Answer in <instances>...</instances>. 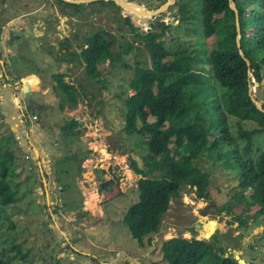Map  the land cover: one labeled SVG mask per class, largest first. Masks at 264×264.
<instances>
[{
	"label": "rangeland",
	"instance_id": "374dc122",
	"mask_svg": "<svg viewBox=\"0 0 264 264\" xmlns=\"http://www.w3.org/2000/svg\"><path fill=\"white\" fill-rule=\"evenodd\" d=\"M25 1L29 3L28 10L41 4L40 0ZM42 1L45 2L44 17L37 13L28 20L17 19L14 25L5 24L2 28L0 33L8 37L0 40L16 54L4 55L7 58H3L4 66L0 64V74L7 72L8 80L14 81L24 76L18 81V88L21 87L19 82L35 88L40 79L25 77L26 74H43V70L49 76L64 73V81L76 86L78 102L70 107L64 101L63 108H60L62 93L56 90L53 75L46 91L48 99H53L44 102L45 107L40 111L47 124L42 127L37 119H32L31 113L18 117V108L14 106L11 95L13 87L7 85L6 77H0V152L8 149L15 154L8 172L15 201L5 207L7 217L2 220L4 225H0V244L5 247L6 259L18 264H167L162 257L163 241L171 237H195L209 241L212 234H217L218 243L214 249L225 246L224 256L231 253L245 262L264 264V241L260 238L263 223L260 217L255 216L258 207L244 211L247 206L240 202L237 170L228 163L226 166L206 157L198 158L195 161L198 171L193 176L195 184L181 187L180 195L170 200L158 230L144 237L142 245L130 235L123 222L125 211L138 199L136 187L137 180L141 178L131 168L128 158L130 154L141 157L142 150L135 146L140 137L127 135L123 130L124 100L133 92L130 81L134 63L138 61L141 66L150 67L149 53L143 40L138 38L147 27L152 28L154 22L164 21L168 24V30L162 37L166 49L177 50L194 45L204 58L206 50L215 47L218 42L223 43L232 31H225L226 37L213 35L204 40L201 22L197 19L181 20L174 5L150 17L144 29L140 30L132 21L126 22L123 15L124 18H118V15L113 18L119 10L112 1L94 0L78 4L76 8L80 13L76 16L72 12L77 4L68 5L60 0ZM161 1L140 0V5L151 9ZM133 2L136 4V1ZM106 4L109 6L106 7ZM193 9L190 13L194 17L199 15V10L196 7ZM139 11H134V14ZM19 13L15 8V11H6L4 16ZM53 13L65 15L69 20L53 21L50 19ZM72 17L75 20L70 19ZM4 21L1 19V24ZM36 23L45 24L46 29L39 30L34 26ZM19 25L23 26V30L16 29ZM118 25L119 30L116 29ZM97 29L111 33V37L120 44L118 47H124L126 41L139 46L138 52L133 50L121 55L120 60L128 64L127 67L119 62L115 67L107 61L100 62V82L85 76L80 58L75 57L74 60L83 65L78 71H71V68L69 71L66 61L59 62L58 58L67 55L65 49H59L60 54L51 49L48 53L42 50L47 43L56 46L66 39L70 45L65 44V48L70 47L77 54L84 39L95 34ZM72 42H77L78 46L74 47ZM47 56L50 70L44 59ZM204 68L202 74L207 75L209 67ZM18 88L16 92L22 96ZM254 89L264 102V66L261 81L254 82ZM33 97L45 99L39 93ZM71 118L80 123L82 132L76 136H68L61 128ZM229 122L232 135L237 137L238 126L234 116L229 117ZM254 126L251 121L242 122L245 129ZM30 141L47 152L43 173L29 148ZM253 141L254 148L264 150V132L255 134ZM238 142L243 143L239 138ZM171 161L172 158L166 159L165 163ZM112 178L115 180L109 185L100 186L103 181ZM241 211L246 222L244 225L233 218ZM9 222L14 225V230L6 228ZM11 239L20 246L22 253H27L24 259L15 256V250L8 248ZM216 263L215 257L201 262Z\"/></svg>",
	"mask_w": 264,
	"mask_h": 264
},
{
	"label": "trees",
	"instance_id": "16d2710c",
	"mask_svg": "<svg viewBox=\"0 0 264 264\" xmlns=\"http://www.w3.org/2000/svg\"><path fill=\"white\" fill-rule=\"evenodd\" d=\"M233 1L238 10L240 47L250 61L249 66L235 43V14L228 0H176L174 4L181 20L201 22L204 40L213 35L226 37L225 31H232L223 43L218 42L206 50L204 58L194 45L166 49L162 37L168 24L164 21L158 25L154 22L150 31L138 38L143 40L149 53L150 67L141 66L138 61L134 63L130 81L133 92L124 100L123 130L127 135L140 137L135 146L142 150L141 166L131 155L128 158L131 168L141 178L137 180L138 199L125 211L123 222L140 245L144 237L158 230L170 200L180 195L181 187L195 184L193 176L198 171L195 161L200 157L223 162L226 166L228 163L237 170L240 202L247 206L244 211L258 207L255 216L262 220L260 238L264 241V150L253 147L254 135L264 132V113L255 107L248 94L250 79L259 83L264 66V0ZM163 2L165 0L160 4ZM194 7L199 10L195 17L190 13ZM65 40L61 41L60 49L67 51ZM119 45L110 33L97 29L84 39L77 54L67 51L68 56L57 58L67 63L80 58L85 76L98 82L100 62L107 61L112 67L119 62L127 67L128 64L121 62V55L139 50L134 42L126 41L124 47ZM204 66L209 67L207 75L202 74ZM248 70L252 72L251 77L247 75ZM63 77L64 73L54 74L55 88L62 93L60 108L64 101L73 107L78 102L76 86L65 82ZM230 116L236 119L237 137L242 144L231 133ZM243 121H251L255 126L245 129ZM79 126L80 123L71 118L61 128L68 136H76L82 132ZM170 158L172 161L166 164V159ZM14 159L13 151L0 152V225H4L2 220L7 217L5 207L15 201L8 178ZM114 180L103 181L100 186L103 188ZM242 212L233 217L240 225L246 223ZM6 228L14 230V225L9 222ZM216 235L209 241L171 237L162 243V257L167 264H201L208 257H215L216 264H240L233 254L223 255L225 246L214 249L218 243ZM8 248L14 249L15 256L22 259L27 254L22 253L12 239ZM0 264H18L6 259L5 247L1 244Z\"/></svg>",
	"mask_w": 264,
	"mask_h": 264
},
{
	"label": "water",
	"instance_id": "95a60500",
	"mask_svg": "<svg viewBox=\"0 0 264 264\" xmlns=\"http://www.w3.org/2000/svg\"><path fill=\"white\" fill-rule=\"evenodd\" d=\"M63 1L70 3V4H81V3L92 2L94 0H63ZM111 1H113L115 5L119 6L120 8H124V9H125L124 4H126L127 6H128V4H133L134 6H137L138 8H140L139 9L140 11L137 12V14H135V15H130L129 13L125 12V16L128 17L129 20L132 21V23H133L134 19L138 18L139 15L142 16V14L149 13L148 16L141 17V18H144V21H143L144 24H146L147 20L150 17H154L155 15H158L162 12L167 11L176 2V0H165V2L160 4L158 7L154 8V9H148V8L141 6L140 4H134V3L128 2L127 0H111ZM228 5H229L230 9L233 10V12L235 14V31H236L235 43H236V46L238 48V52L241 55V57L245 60L246 65L249 66L250 61L245 56L244 52L241 50V47H240V25H239V20H238L237 7H236L233 0H228ZM159 23H160V21L157 22V25ZM134 25H135V23H134ZM149 31H150V27H147L146 32H149ZM247 75H248V77H251V75H252L251 70H248ZM35 90H36V92H34ZM22 91L24 93V99H23L24 108L22 111L23 114H20L19 117L24 116L25 114H28V113H32V112L38 110L39 108H41L40 105L37 102H35V100L33 99L32 96L35 93H39V94L44 93V91H42L40 89L37 92V89L30 88L28 86V83L22 84ZM248 94H249L250 100L254 103L255 107L264 113V108H263L264 102L260 99V97L257 95V93L254 89V79H250V81L248 83ZM130 155L137 161L138 165L141 166L140 157L137 155H134V154H130ZM212 235H214V234H212ZM234 258L236 260H238V262L240 264H245V261L243 259L239 258L238 255H234Z\"/></svg>",
	"mask_w": 264,
	"mask_h": 264
},
{
	"label": "crops",
	"instance_id": "0c3cea01",
	"mask_svg": "<svg viewBox=\"0 0 264 264\" xmlns=\"http://www.w3.org/2000/svg\"><path fill=\"white\" fill-rule=\"evenodd\" d=\"M64 19H66V17H62L60 20H64ZM10 23V22H9ZM1 32V31H0ZM2 37H3V39L4 38H7L8 36H7V34H5L4 36L0 33V38L2 39ZM10 38V37H9ZM14 43V42H13ZM48 45H47V47L46 48H44V49H42L43 50V52L44 53H48L49 52V50L51 49V50H53V51H56L57 52V44H56V46L54 45H52V43H47ZM70 44H68V46H69ZM53 46V47H52ZM78 46V45H77ZM59 49H60V46H59ZM44 53H42L43 54V56L44 55H46V54H44ZM0 54L2 55V57L0 58V64H2L3 66H4V63H5V61L3 60V58H7V56H5L4 57V55H14V54H16V51H14V50H12V49H9V48H7L4 44H3V42H2V40H0ZM49 56H47V57H44V59L47 61V60H49V58H48ZM41 59H42V57H40L39 58V61L41 62ZM51 59V58H50ZM49 61H47L46 62V64L48 65L47 67H49V69L48 70H50V66H49V64L50 63H48ZM79 64V65H78ZM83 66V65H82ZM81 65H80V63H77V61L75 62V61H72V62H70V64L68 63V65H67V67H68V69H69V71H70V68L72 69L71 71H78V70H80L81 69V67H82ZM42 67V66H41ZM51 68H52V66H51ZM42 69V68H41ZM58 73V72H57ZM43 74H45V75H43ZM43 74H38V73H36V72H30V73H28V74H26L25 75V77H27V76H30V77H33V78H36V79H40V82L37 84V86L39 87H35V88H32V89H37V92H38V90L40 89V90H42V91H44V93L42 94V96L43 97H45V99H44V101L43 100H40V99H35L33 96V99L35 100V102H37L39 105H40V107L41 108H39L37 111H34V112H32L31 113V115L32 114H36L37 116H38V119H37V123H39L42 127L43 126H46L47 124H46V122H45V120H44V118H43V114H42V112H40L41 110H43L44 109V107H45V105H43L44 104V102H46V103H48L50 100H52L53 99V97H51V98H49L48 99V97L46 96V91H47V89H48V87H50V83H51V78L53 77V75H54V73L51 75V76H49L48 74H47V72H46V70H43ZM6 79L8 80L9 79V75L6 73ZM22 77H24V76H21L19 79H17V80H8V82H7V85L8 86H11V87H13V89H12V101H13V104H14V106L16 107V108H18V117H19V115L20 114H23V108H24V103H23V99H24V93H23V91H22V83H20L19 82V85L21 86L20 88H18V85H17V83H18V81H21L20 79L22 78ZM18 88V90H20V92H21V94H22V96H20L19 95V93L18 92H16V89ZM34 92H36V90L34 91ZM36 94V93H35ZM40 95H41V93H40ZM45 95V96H44ZM56 99V98H55ZM46 145V144H45ZM47 146V145H46ZM29 148L31 149V152H32V154H33V156L36 158V163H37V166L39 167V169H40V171L43 173V167L45 166L44 164H46V159H48V155H47V152H46V150L43 148V147H41V148H37V146L32 142V141H30L29 142ZM41 149H43L42 150V155H41V152H40V150ZM15 155V154H14ZM25 157L27 158L28 156L27 155H25ZM29 158V157H28ZM44 160V161H41V160ZM49 169V168H48ZM43 180H44V177H43ZM44 184H46L45 182H44Z\"/></svg>",
	"mask_w": 264,
	"mask_h": 264
},
{
	"label": "flooded vegetation",
	"instance_id": "af4514ba",
	"mask_svg": "<svg viewBox=\"0 0 264 264\" xmlns=\"http://www.w3.org/2000/svg\"><path fill=\"white\" fill-rule=\"evenodd\" d=\"M41 1V4H39V6H37L36 8H33L32 10H28V8H29V3L27 2V1H25V0H0V31L2 30V28H4V26H5V24H7V25H14V22H16V21H18L17 19H19V20H23V21H25L26 19L28 20V18H30V16H34L35 14H37V13H40V15L39 16H42V17H44L45 16V9H44V1H42V0H40ZM60 1H62V2H65V1H63V0H60ZM103 1H106V0H103ZM107 1H111V0H107ZM128 2H131L132 3V1H136V4H140V0H127ZM113 2V1H112ZM65 3H67V2H65ZM88 3H90V2H88ZM114 3V2H113ZM134 3V2H133ZM68 4H70V3H68ZM135 4V3H134ZM109 6V4H106V7H108ZM116 7L118 8V10H119V14H117V13H115V14H113V18H116V15H118V18H119V16H120V18L121 17H126L125 16V10H124V8H120L119 6H117L116 5ZM134 7V6H133ZM144 7V6H143ZM15 8H17L19 11H20V13L19 14H16V15H14V16H11L10 14H7V16H4V13L7 11V12H12V11H15ZM139 9H138V7L136 6L134 9H132V11H138ZM78 13H80V11L76 8V7H74V11L72 12V14H74L75 16H76V14H78ZM135 13V12H134ZM123 15V16H122ZM135 15V14H134ZM62 17H66L65 15H58L57 13H53V14H51V18L50 19H52L53 21H54V19L56 20V21H58V22H63V21H65V20H69V18H66V19H64V20H60ZM123 17V18H124ZM126 18H128V17H126ZM1 19H3V20H5L2 24H1ZM70 19H73V20H75L73 17L72 18H70ZM129 19V18H128ZM38 21H39V19H38ZM10 22V23H9ZM34 26L37 28V27H39V30H45L46 29V25L45 24H40V23H38V25H37V23L36 24H34ZM14 27V26H13ZM18 31H21V30H23V26L22 25H19V26H17V28H16ZM116 29L117 30H119L120 29V26L118 25V26H116ZM140 29H144V26H141L140 27ZM105 31V30H104ZM57 34H59V33H57ZM111 34V33H110ZM59 42H61V41H59ZM40 44L42 45V42H40ZM74 47H76L77 45H78V43L77 42H75V43H71ZM47 45L48 44H45L44 45V47H47ZM80 45V44H79ZM59 43L57 44V54H60V50H59ZM59 50V51H58ZM62 52L63 51H65V50H61ZM67 51L68 52H72V53H75L74 51H72L71 49H70V47L67 49ZM57 56V55H56ZM58 57V56H57ZM56 57V58H57ZM6 73L7 72H4V73H1L0 74V77H6L5 75H6ZM8 74V73H7Z\"/></svg>",
	"mask_w": 264,
	"mask_h": 264
},
{
	"label": "bare ground",
	"instance_id": "6f19581e",
	"mask_svg": "<svg viewBox=\"0 0 264 264\" xmlns=\"http://www.w3.org/2000/svg\"><path fill=\"white\" fill-rule=\"evenodd\" d=\"M124 5H125V9H124L125 12L126 13H129L130 15H134V11H132V9H134L135 7H133V6L129 5V4H128V6L126 4H124ZM148 15H149V13L142 14V16L139 15L138 18L134 19V21H133L132 24L134 25V23H135V26L136 27L145 26V24L143 22L144 21V18H141V17H146Z\"/></svg>",
	"mask_w": 264,
	"mask_h": 264
},
{
	"label": "built area",
	"instance_id": "2783aa9c",
	"mask_svg": "<svg viewBox=\"0 0 264 264\" xmlns=\"http://www.w3.org/2000/svg\"><path fill=\"white\" fill-rule=\"evenodd\" d=\"M32 119H38V116L36 114H32Z\"/></svg>",
	"mask_w": 264,
	"mask_h": 264
},
{
	"label": "clouds",
	"instance_id": "9594fccd",
	"mask_svg": "<svg viewBox=\"0 0 264 264\" xmlns=\"http://www.w3.org/2000/svg\"><path fill=\"white\" fill-rule=\"evenodd\" d=\"M146 25V24H145Z\"/></svg>",
	"mask_w": 264,
	"mask_h": 264
}]
</instances>
